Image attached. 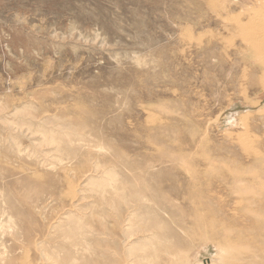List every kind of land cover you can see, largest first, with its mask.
I'll list each match as a JSON object with an SVG mask.
<instances>
[{"label": "rangeland", "instance_id": "rangeland-1", "mask_svg": "<svg viewBox=\"0 0 264 264\" xmlns=\"http://www.w3.org/2000/svg\"><path fill=\"white\" fill-rule=\"evenodd\" d=\"M263 29L264 0H0V264H264Z\"/></svg>", "mask_w": 264, "mask_h": 264}, {"label": "bare ground", "instance_id": "bare-ground-1", "mask_svg": "<svg viewBox=\"0 0 264 264\" xmlns=\"http://www.w3.org/2000/svg\"><path fill=\"white\" fill-rule=\"evenodd\" d=\"M261 24V23H260ZM255 25V24H254ZM260 26V25H259ZM253 27V26H252ZM248 30V29H247ZM249 30H250V28H249ZM260 31V30H259ZM251 33V32H250ZM263 33H264V29H263ZM263 33H261V35L263 34ZM252 35V34H251ZM254 35H255V33H254ZM255 36H257L258 37V33H257V35H255ZM260 36V35H259ZM262 37V36H261ZM258 38H256V40H257ZM256 40H255V42H256ZM260 40V39H259ZM262 41V40H261ZM262 43V42H261ZM264 43V42H263ZM262 43V44H263ZM255 44V43H254ZM258 45V44H257Z\"/></svg>", "mask_w": 264, "mask_h": 264}]
</instances>
